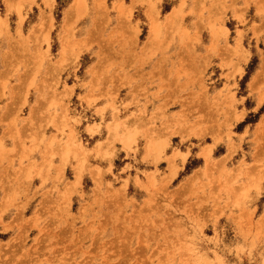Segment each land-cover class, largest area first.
Instances as JSON below:
<instances>
[{
	"label": "rangeland",
	"instance_id": "1",
	"mask_svg": "<svg viewBox=\"0 0 264 264\" xmlns=\"http://www.w3.org/2000/svg\"><path fill=\"white\" fill-rule=\"evenodd\" d=\"M0 264H264V0H0Z\"/></svg>",
	"mask_w": 264,
	"mask_h": 264
},
{
	"label": "bare ground",
	"instance_id": "2",
	"mask_svg": "<svg viewBox=\"0 0 264 264\" xmlns=\"http://www.w3.org/2000/svg\"><path fill=\"white\" fill-rule=\"evenodd\" d=\"M11 1V0H10ZM59 123V122H58ZM58 125V124H57ZM46 175V174H45Z\"/></svg>",
	"mask_w": 264,
	"mask_h": 264
}]
</instances>
